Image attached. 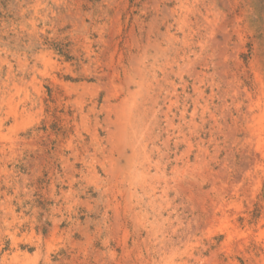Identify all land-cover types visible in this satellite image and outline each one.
I'll return each mask as SVG.
<instances>
[{
	"label": "rangeland",
	"instance_id": "rangeland-1",
	"mask_svg": "<svg viewBox=\"0 0 264 264\" xmlns=\"http://www.w3.org/2000/svg\"><path fill=\"white\" fill-rule=\"evenodd\" d=\"M180 263L264 264V0H0V264Z\"/></svg>",
	"mask_w": 264,
	"mask_h": 264
},
{
	"label": "bare ground",
	"instance_id": "bare-ground-1",
	"mask_svg": "<svg viewBox=\"0 0 264 264\" xmlns=\"http://www.w3.org/2000/svg\"><path fill=\"white\" fill-rule=\"evenodd\" d=\"M144 71V70H143ZM134 104V103H133ZM130 107H132V106H130ZM132 109V108H131ZM129 110V109H128ZM134 131V130H133ZM138 135V134H137ZM145 136V135H144ZM136 137V136H135ZM132 138V137H131ZM141 139H142V137H141ZM135 142H137V141H135ZM146 143V142H145ZM141 148V147H140ZM137 149V148H136ZM142 149V148H141ZM146 150V149H145ZM140 151V150H139ZM143 152V151H142ZM141 153V152H140ZM144 155H145V153H143ZM149 155V154H148ZM146 157V156H145ZM140 158V157H139ZM141 158H142V155H141ZM142 160V159H141ZM146 160V159H145ZM148 160V159H147ZM151 160V159H150ZM133 161V160H132ZM136 162V161H135ZM146 162V161H145ZM132 163H134V162H132ZM142 163V162H141ZM145 164V163H144ZM148 164V163H147ZM146 164V165H147ZM140 165V164H139ZM151 165V164H150ZM149 167V166H148ZM141 168H143V166L141 167ZM145 168V167H144ZM142 170V169H141ZM146 170V169H145ZM150 170V169H149ZM135 171V170H134ZM143 171V170H142ZM149 173V172H148ZM133 174V173H132ZM147 176H148V174H147V171H146V173H145ZM141 179V178H140ZM145 179V178H144ZM148 179V178H147ZM156 181V180H155ZM157 183V182H156ZM151 184H149V186H150ZM148 186V187H149ZM153 186V185H152ZM147 187V186H146ZM154 187V186H153ZM149 189H152V188H149ZM164 189H165V187H164ZM153 191H155V190H153ZM154 194V193H153ZM232 237V236H231ZM163 247H165L164 245H163ZM167 247V246H166ZM165 249V248H164ZM163 250V249H162ZM168 261V260H167ZM171 261H173L172 259H171ZM166 262V261H165ZM181 264V263H180Z\"/></svg>",
	"mask_w": 264,
	"mask_h": 264
}]
</instances>
